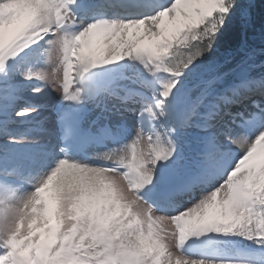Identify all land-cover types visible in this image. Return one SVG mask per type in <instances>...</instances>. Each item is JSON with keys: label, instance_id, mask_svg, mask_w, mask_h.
<instances>
[{"label": "snow or ice", "instance_id": "obj_1", "mask_svg": "<svg viewBox=\"0 0 264 264\" xmlns=\"http://www.w3.org/2000/svg\"><path fill=\"white\" fill-rule=\"evenodd\" d=\"M0 264H264V0H0Z\"/></svg>", "mask_w": 264, "mask_h": 264}, {"label": "trees", "instance_id": "obj_2", "mask_svg": "<svg viewBox=\"0 0 264 264\" xmlns=\"http://www.w3.org/2000/svg\"><path fill=\"white\" fill-rule=\"evenodd\" d=\"M232 33L233 29L232 26L229 27V29L226 31L225 35L221 38V50H223L225 47H227L232 42ZM259 70V69H257ZM211 252V251H208Z\"/></svg>", "mask_w": 264, "mask_h": 264}, {"label": "bare ground", "instance_id": "obj_3", "mask_svg": "<svg viewBox=\"0 0 264 264\" xmlns=\"http://www.w3.org/2000/svg\"><path fill=\"white\" fill-rule=\"evenodd\" d=\"M86 41L89 46L88 50L95 52L98 47V38L96 37V35L92 34V36H89L88 38H86Z\"/></svg>", "mask_w": 264, "mask_h": 264}, {"label": "rangeland", "instance_id": "obj_4", "mask_svg": "<svg viewBox=\"0 0 264 264\" xmlns=\"http://www.w3.org/2000/svg\"><path fill=\"white\" fill-rule=\"evenodd\" d=\"M9 32H11V28L9 29ZM90 36H92V34H90ZM46 198H50L51 196V193H45L44 194ZM51 203V201H50ZM215 209L214 208H209L207 211H206V215L208 216H211L213 213H214ZM202 251V250H201ZM206 254L208 255H212V252H206Z\"/></svg>", "mask_w": 264, "mask_h": 264}]
</instances>
